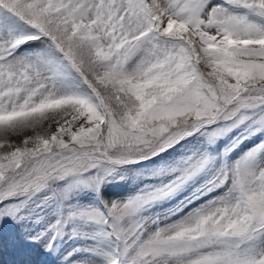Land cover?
I'll use <instances>...</instances> for the list:
<instances>
[{
  "label": "snow or ice",
  "instance_id": "6c2138e0",
  "mask_svg": "<svg viewBox=\"0 0 264 264\" xmlns=\"http://www.w3.org/2000/svg\"><path fill=\"white\" fill-rule=\"evenodd\" d=\"M0 264H264V0H0Z\"/></svg>",
  "mask_w": 264,
  "mask_h": 264
},
{
  "label": "bare ground",
  "instance_id": "6f19581e",
  "mask_svg": "<svg viewBox=\"0 0 264 264\" xmlns=\"http://www.w3.org/2000/svg\"><path fill=\"white\" fill-rule=\"evenodd\" d=\"M41 131H43V130H41ZM28 134H33V133L29 132ZM12 139H13V140H16L17 138H14V137H13Z\"/></svg>",
  "mask_w": 264,
  "mask_h": 264
},
{
  "label": "rangeland",
  "instance_id": "374dc122",
  "mask_svg": "<svg viewBox=\"0 0 264 264\" xmlns=\"http://www.w3.org/2000/svg\"><path fill=\"white\" fill-rule=\"evenodd\" d=\"M14 138H16V137H14Z\"/></svg>",
  "mask_w": 264,
  "mask_h": 264
}]
</instances>
